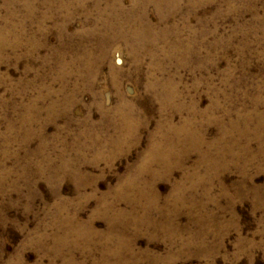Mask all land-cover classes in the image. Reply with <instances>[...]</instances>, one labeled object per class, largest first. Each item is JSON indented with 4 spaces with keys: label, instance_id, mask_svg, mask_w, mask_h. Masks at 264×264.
<instances>
[{
    "label": "rangeland",
    "instance_id": "obj_1",
    "mask_svg": "<svg viewBox=\"0 0 264 264\" xmlns=\"http://www.w3.org/2000/svg\"><path fill=\"white\" fill-rule=\"evenodd\" d=\"M0 264H264V0H0Z\"/></svg>",
    "mask_w": 264,
    "mask_h": 264
},
{
    "label": "bare ground",
    "instance_id": "obj_2",
    "mask_svg": "<svg viewBox=\"0 0 264 264\" xmlns=\"http://www.w3.org/2000/svg\"><path fill=\"white\" fill-rule=\"evenodd\" d=\"M120 32H121V30H120ZM132 36H135V33H133Z\"/></svg>",
    "mask_w": 264,
    "mask_h": 264
}]
</instances>
